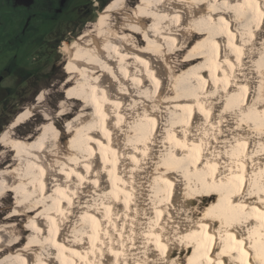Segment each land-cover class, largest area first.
<instances>
[{"label": "bare ground", "instance_id": "obj_1", "mask_svg": "<svg viewBox=\"0 0 264 264\" xmlns=\"http://www.w3.org/2000/svg\"><path fill=\"white\" fill-rule=\"evenodd\" d=\"M64 56L67 133L43 90L0 135V264H264V0H110Z\"/></svg>", "mask_w": 264, "mask_h": 264}, {"label": "flooded vegetation", "instance_id": "obj_2", "mask_svg": "<svg viewBox=\"0 0 264 264\" xmlns=\"http://www.w3.org/2000/svg\"><path fill=\"white\" fill-rule=\"evenodd\" d=\"M109 1L0 0V130L19 107L17 102L35 95L36 85L47 76L45 66L52 62L51 72L56 69L53 61L56 53H60V45L69 40L67 36ZM70 7L79 17L73 30L61 33L55 27L45 34L46 24L58 21ZM30 48H34L36 54L28 61ZM64 48L68 51L69 43ZM36 56L41 64L31 67Z\"/></svg>", "mask_w": 264, "mask_h": 264}, {"label": "rangeland", "instance_id": "obj_3", "mask_svg": "<svg viewBox=\"0 0 264 264\" xmlns=\"http://www.w3.org/2000/svg\"><path fill=\"white\" fill-rule=\"evenodd\" d=\"M136 2H137V0H129V6H131V7L134 6ZM102 9L99 8L97 13L93 14V16L85 18L84 21L82 20L78 24V26L76 27L75 31L72 32L69 36H67V38L69 40L65 41L64 43L62 42L63 44H61L60 47L58 48L60 53H56V56H57L55 58L56 60L53 61L56 69L53 70V72H51V63L52 62L48 63L45 66L44 70H45V72H47V76L36 85L37 91H36L35 95L32 97H29L26 100L17 102L19 107H17L13 111L12 115L9 116L8 123H6L5 126L0 130V135L6 129V127L10 124V122L15 118V116L20 111H22L24 109L25 106L35 104L37 102L36 99L38 98L39 94L43 90H45V95H44V100H43V103L41 104V106H43L45 109H48L51 112L52 117L54 118L55 126L58 127V129H60V131L63 134L67 133V130L65 127L67 124V121L70 120L74 116V114L78 111L80 102L75 104V105H72V106L68 105V107L71 108V113L69 115L57 116V115H59L58 114L59 109H60L59 104H60L61 100H63L65 97V95L62 94V92H61V90H62L61 87H62L64 80L66 79V71H67V62H66V58L64 56V52L67 50L64 51V49H65L64 46H65V44H68V43L70 46L72 39L76 38L85 29H93L94 24L98 18V13L100 11H102ZM65 11H64V14L60 16L58 21H56L54 23L46 24L45 34L48 32L49 29H53L55 27H57L61 33H65L69 30H71V31L73 30V28L75 27L74 25L79 21V17L74 12V9H72L71 7ZM116 17L118 19V22L120 23L121 22L120 21L121 16L119 14H116ZM42 34L44 35V33H42ZM198 37H199L198 35L193 34L192 38L188 41L187 45L190 46L194 42V40L198 39ZM34 48H30L27 50V52L29 54V55H27L28 61H31V57L35 56V54H36V53L35 54L33 53V52H35ZM185 53H186V48H184L183 51L180 53L177 52L176 54H171L169 56V59H170V60L168 59L169 64L171 65V63H172V65H175V66L171 65L175 71H178L181 67H188V65H187L188 62L187 63L181 62L184 59ZM32 63H33V65H31V67L39 66L41 64L40 58L38 56H36ZM0 65H1V63H0ZM262 82L264 83V78H263ZM43 123H44V120L42 118L41 113H36L27 123L20 125L19 127H17L14 130L13 137L17 140H22L27 136L36 135L37 132L38 133L40 132V130H38V128H40V126ZM67 138H68V136H64V139L62 140V142H63L62 144L66 143L65 141ZM13 160L14 159H13L11 153L8 151V149H4L0 145V168L4 167L8 162L13 161ZM12 196H13L12 194H9V195L5 196L4 198H0V225L3 224L4 222H6L4 220V218L13 210L12 205H13V201H14V196L13 197ZM15 219L16 220L12 219V221H16V223L18 224V228L15 231H17L16 233L19 234V230L25 226V223L27 222V220H26L25 216H16ZM26 226H27V224H26ZM28 234H29L28 231L20 234V236H19V238L21 237L19 240L20 242L13 245L12 249L16 250V248L21 247V245L23 244L22 241L25 243V241H27L29 239ZM5 248H7V247H4L3 248L4 251L0 252V257L3 254H5V252L8 251V250H5Z\"/></svg>", "mask_w": 264, "mask_h": 264}]
</instances>
